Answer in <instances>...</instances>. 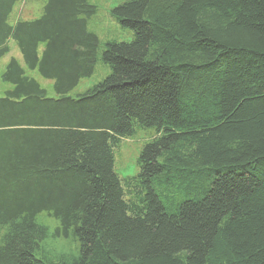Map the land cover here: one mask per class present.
Wrapping results in <instances>:
<instances>
[{"label": "trees", "instance_id": "trees-1", "mask_svg": "<svg viewBox=\"0 0 264 264\" xmlns=\"http://www.w3.org/2000/svg\"><path fill=\"white\" fill-rule=\"evenodd\" d=\"M23 1L0 0V59L14 42L56 97L10 60L0 264H264V0H126L110 16L133 39L105 43L90 0L12 23ZM100 61L110 74L71 96ZM138 127L156 137L121 179Z\"/></svg>", "mask_w": 264, "mask_h": 264}, {"label": "rangeland", "instance_id": "rangeland-1", "mask_svg": "<svg viewBox=\"0 0 264 264\" xmlns=\"http://www.w3.org/2000/svg\"><path fill=\"white\" fill-rule=\"evenodd\" d=\"M48 0H25L17 4L16 10L12 14L11 21L16 22L19 19L30 21L42 15L43 8ZM126 0H90V4L97 8V13L89 21V29L95 32L102 43L108 40L118 42H130L133 39L132 31L122 28L117 21L111 18L110 12L113 8ZM11 53L0 59V97H5L7 91L12 86L2 80V75L6 70L12 58L19 59L25 68L27 75L36 79L40 86L46 90L49 97H56L53 81L42 78L36 71L28 70L23 61L22 55L14 42L10 43ZM43 47H41V50ZM111 72L110 68L101 61L96 67L95 74L82 80L79 85L70 93L71 96H77L86 92L93 85L103 80ZM156 137L154 129L136 128L132 136L121 140L119 145L114 149L115 172L121 179H127L137 176L139 173L138 160L144 146ZM185 150V149H184ZM44 215V214H43ZM44 217V216H41ZM48 225L51 231L54 230L56 222L51 220ZM70 243L58 241L49 243L52 255H60L64 251L70 250Z\"/></svg>", "mask_w": 264, "mask_h": 264}, {"label": "crops", "instance_id": "crops-1", "mask_svg": "<svg viewBox=\"0 0 264 264\" xmlns=\"http://www.w3.org/2000/svg\"><path fill=\"white\" fill-rule=\"evenodd\" d=\"M16 10V6L13 8V13H14V11ZM12 13V14H13ZM12 18V17H11ZM19 20H22V19H19ZM25 21V20H24ZM12 23H13V21H11ZM15 23V22H14ZM19 60V59H18Z\"/></svg>", "mask_w": 264, "mask_h": 264}]
</instances>
